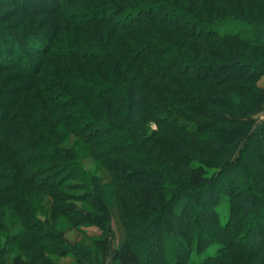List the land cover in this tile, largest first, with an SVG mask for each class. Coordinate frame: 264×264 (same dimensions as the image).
Wrapping results in <instances>:
<instances>
[{
  "label": "trees",
  "instance_id": "1",
  "mask_svg": "<svg viewBox=\"0 0 264 264\" xmlns=\"http://www.w3.org/2000/svg\"><path fill=\"white\" fill-rule=\"evenodd\" d=\"M31 1L0 0L10 6L0 7V24L8 23L0 27V235L8 234L0 264H57L52 256L87 263L94 248L69 242L74 230L96 240L92 262L102 263L112 196L123 229L113 264H264V126L243 150L222 145L214 130L239 137L253 119L237 97L228 105L245 117L192 92L214 91L200 85L215 76L206 59L214 37L250 44L254 33L263 52L251 66L264 70V21L219 19L217 0ZM219 1L239 12L249 0ZM69 6H82L84 20L81 11L61 14ZM53 13L38 22L37 14ZM231 20L242 23L220 28ZM247 64L238 56L216 67ZM205 98L214 104V95ZM251 160L260 167L244 175Z\"/></svg>",
  "mask_w": 264,
  "mask_h": 264
},
{
  "label": "rangeland",
  "instance_id": "2",
  "mask_svg": "<svg viewBox=\"0 0 264 264\" xmlns=\"http://www.w3.org/2000/svg\"><path fill=\"white\" fill-rule=\"evenodd\" d=\"M30 3L32 2L29 0ZM47 3H49V0H46ZM56 1V0H54ZM86 0H82L84 2ZM215 1V0H214ZM218 6L222 7L221 10L216 9L215 11V17L221 19L223 16H228V15H244L245 17L252 15L254 16L253 19L256 21H264V4H262L259 1L256 0H249L248 5H245V7L242 8L239 7V12H237V9L235 5H232L230 3H222L219 0L216 1ZM45 5V4H44ZM1 8H7L9 9L10 6L7 5V3H0ZM77 8L72 7H66L61 11V14L64 16H70L76 11H81L79 17L80 19L84 20V13L86 11L83 10L82 6H76ZM1 9V10H3ZM0 10V15H3L4 13L1 12ZM6 10V11H7ZM255 11V12H254ZM3 13V14H2ZM251 13V14H250ZM37 18H40V21L38 20L39 23H43L42 19L43 17L46 16H52L55 15V13L50 14V15H45V14H37ZM64 16L60 15L59 19L63 20ZM42 19V20H41ZM67 20H64V23H67ZM37 22V21H36ZM53 24V21L51 22ZM50 23V24H51ZM242 22H238L235 20L229 21L227 24L222 25L220 27L222 30H229L234 27H238ZM7 25L8 23L5 22ZM5 24H0V27L5 25ZM48 24V25H50ZM36 25V24H35ZM39 28H44L45 25L41 24ZM38 27V26H37ZM218 27L214 25V30H218ZM38 28V29H39ZM46 29H49V26H46ZM250 33V32H249ZM246 35V34H245ZM244 35V36H245ZM255 36V34L253 33ZM243 36V37H244ZM254 36H250V43L248 41H245V39L242 38V36H225V37H214V43L216 44L215 46V51H214V58H207V60L213 61L214 62V72L215 76L213 80H207V82H202L200 84L201 86H205L207 84L213 85L214 91L210 90L209 86H205L204 92L196 93L195 91H192L194 94L199 97V99L207 106H211L216 110L222 109L226 111L230 116L232 117H245V116H240L237 114L234 110L230 109V106L228 105L230 102H232L230 97H237L239 100V104L243 106V109L246 111V117H249L250 119H253V122L251 123L252 125L246 126L244 129H241L242 135L237 136L235 132L229 131V130H214V139L218 143H221L222 145H230L232 142L237 145L243 150L245 147H247V144L250 142L252 136L254 134L258 133L260 128L264 126V70H256L253 73V66L255 63H259L262 60V52H263V47H261L259 44L256 45V42H254ZM248 40V39H247ZM258 41V40H257ZM261 40L258 41V43ZM20 43V42H19ZM261 43V42H260ZM30 51V50H29ZM241 56L243 61L245 63L247 62L248 64L245 65L246 67H241L240 68H233V69H220L216 67L218 64H221L222 62H225L227 59H232L235 57ZM47 71V70H46ZM180 79V78H179ZM189 84V83H188ZM194 85V84H192ZM190 87V86H189ZM209 87V88H208ZM206 95L212 96L214 95V104H210V102L205 98ZM157 125L155 123H151L150 125V130L153 131L156 130ZM239 134V133H238ZM162 137V136H161ZM215 141V140H214ZM76 140L72 137L70 138L69 141L65 143V146H71L73 143H75ZM145 148L147 146H144ZM264 149V146L262 147ZM82 164L86 169H88L91 173L99 172V174H102L105 176V172L103 171V168L101 164L97 161H94L90 157H80ZM216 160V156L214 154V162ZM260 167V163L251 160L249 164H247V167L244 169L245 171H248L246 174L250 175H255L253 173V166ZM209 170L212 171L213 173L216 171H219L215 167H213L211 164H208ZM245 181L248 182L247 177L245 176ZM105 180H107L105 178ZM69 183V182H68ZM108 191H112V189H108ZM243 192H246L247 189L242 190ZM108 202L111 207V212H112V217L109 225V229L107 232V237L109 238V247H110V252L108 256L105 258V260L101 263H94L92 262L93 256L95 253H98V250L93 246L96 240H84L81 235L74 231H69L66 233V239L71 242L72 244H76L80 242L84 246L91 247L93 249L92 254H89V259L86 258L87 263L83 264H113L114 261V256H115V251L118 247L119 241L123 239V229L121 228V221H120V214L117 211V205H116V200L115 197H109ZM128 209V208H127ZM223 219H227V212L224 211L222 213ZM7 227H10V224L6 223ZM65 225H67L65 223ZM64 225V226H65ZM89 232H94V233H99L97 228L91 227L88 229ZM7 233H3L0 235V247L6 246L7 242ZM102 239V238H101ZM149 246L143 248V251H145L147 254L149 251ZM214 252V249H208L204 253L196 254L193 259L196 262L202 261L208 254H211ZM51 258V257H50ZM7 263H11L12 261V255L8 254L6 256ZM52 259L57 262V264H78L76 262V259H72L70 256L58 258L52 256Z\"/></svg>",
  "mask_w": 264,
  "mask_h": 264
}]
</instances>
